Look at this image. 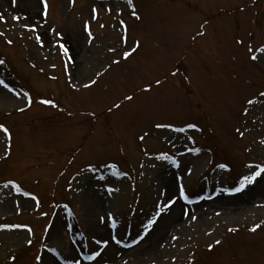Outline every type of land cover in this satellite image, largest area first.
<instances>
[{"label": "rangeland", "instance_id": "1", "mask_svg": "<svg viewBox=\"0 0 264 264\" xmlns=\"http://www.w3.org/2000/svg\"><path fill=\"white\" fill-rule=\"evenodd\" d=\"M49 4L45 22L39 0H0L4 17L0 59L6 61L0 65V79L16 92H28L33 101L23 113L18 112L27 99L0 86V124L11 133L9 140L0 130V158L10 147L8 158L0 159V223L27 224L35 233L33 246L28 247L23 242L25 229L0 231V264H34L50 220L57 227L64 225L52 233L53 238H63L65 243L75 240L83 254L97 247L92 234L102 239L115 234L122 244H130L155 214L158 190L170 185L175 194L177 176L183 177L189 198L196 203L178 200L139 245L125 248L110 240L102 255L115 258L120 251L129 264L153 260L156 264H264V178L240 193L219 191L236 186L249 171L248 163H264V145L258 143L264 139V98L256 96L264 91V64L250 62L246 49V45L255 48L264 43V0H133L141 21L131 15L126 0H76L74 6L69 0H49ZM93 5L99 9L96 20L91 18ZM108 7L111 12L106 11ZM13 16L21 19L13 20ZM85 21L93 33L91 44L83 30ZM23 24L37 25L36 32ZM50 28L63 37H56ZM201 31L205 35L199 36ZM36 33L44 40V48L37 44ZM124 34L127 44L120 39ZM237 38L244 44L237 45ZM136 40L141 42L140 49L124 60L123 51L130 50ZM57 41L70 46L78 66L72 81L82 85L95 78V85L71 87L65 71L68 57L54 46ZM113 59L120 64H112ZM96 72L102 75L96 77ZM156 79L164 83L158 87ZM146 84L152 85V91L142 93ZM134 93L133 101H123L124 95ZM249 98L257 103L245 116ZM40 99H51L58 107L40 104ZM114 102L122 107L109 112ZM155 121L177 128L196 123L198 129H156ZM236 128L246 130L243 138ZM143 131L150 135L141 142L137 136ZM161 152L175 158L179 168L157 160ZM111 163L129 175H111L105 167ZM224 163L228 169L217 167ZM89 165L94 171L88 170ZM188 168L193 170L191 175ZM8 180H15L22 192L37 196L39 208L30 196L5 189ZM106 185L120 191L109 196ZM14 200L20 202L19 214ZM182 207L194 210L198 220L190 224L181 215ZM109 211L116 227L99 226L97 216ZM40 212L49 215L40 216ZM255 224L261 227L250 231ZM171 235L179 240L171 241ZM216 240L221 244L216 245ZM11 255H16L15 262L9 260ZM81 264L94 262L82 260Z\"/></svg>", "mask_w": 264, "mask_h": 264}, {"label": "snow or ice", "instance_id": "2", "mask_svg": "<svg viewBox=\"0 0 264 264\" xmlns=\"http://www.w3.org/2000/svg\"><path fill=\"white\" fill-rule=\"evenodd\" d=\"M15 2V0H13ZM127 4L132 8L131 15L137 20L141 21L143 17L135 10V5L133 4V0H126ZM39 3L42 5V11L40 15L44 18L46 22V18L49 14V9H50V4L49 0H39ZM69 3L71 5H75L76 0H69ZM106 11L111 12L112 8L108 7ZM91 18L93 20H96L99 18V9L93 5L91 8ZM13 20H20V16H13ZM26 19V17H25ZM4 20V17L0 15V21ZM120 25L125 28V32L127 31L125 21L121 20ZM24 29L31 31V32H36L37 25L35 24H23L21 25ZM101 28L105 27V25L101 24ZM201 28H205V24H201ZM83 30L88 36V43L91 44L93 37V33L91 31V27L88 21H85L83 24ZM50 32H52L56 37H63V33L56 31L55 28H50ZM0 35H4L3 32H0ZM199 36L205 35L204 31H201L198 33ZM249 37H251L252 33H248ZM121 42L123 44H127L128 39L127 35L124 34L121 36ZM35 40L37 44L41 47H45V42L42 39L41 35L39 33H36L35 35ZM7 43L11 45L13 41L11 39L7 40ZM235 43L237 45H243L244 40L237 38L235 40ZM54 46H58L60 51L64 56L68 57L67 62L65 63V71L69 74V81L71 83V87L73 89H78L79 87H83L84 89H89L93 85L97 83V79L95 78H90L88 82L83 83L82 85L78 84L77 82L72 81V72H75L78 70V66L73 59L72 55L70 54V46L64 42L57 41ZM141 47V42L140 40H136L134 43V46L130 50H125L123 51L122 57L124 60L129 59L135 52H137ZM248 59L250 62L253 63H259V64H264V55L258 56L257 53L264 54V43H261L258 47H253L251 44L246 45ZM109 52H115V48H109ZM47 58V57H45ZM6 61L4 59H0V65H4ZM112 64L114 65H119L120 60L119 59H113L111 61ZM69 65H71V70H69ZM32 67H35L33 64ZM52 67H55V65H52ZM43 71V69H41ZM179 70L177 69L176 71L171 72L172 76H176L177 72ZM101 72H96L95 76L99 77L101 76ZM52 79H56V77H52ZM156 86H161L164 81L161 79H156L154 81ZM0 86H2L4 89H7L8 92H11L15 97L20 98L23 96L24 98L27 99L26 104L24 107H18L16 111L23 113L27 108L31 107L33 101L28 92H16L13 88H11L3 79H0ZM140 91L142 93H149L152 91V85L151 84H146L144 85ZM256 96L258 98H264V91H259ZM135 98V93L132 95H124L123 96V101L131 102ZM40 104L46 105V106H51V107H58V105L55 103V101L51 99H40L39 100ZM257 103L256 99H246L245 101V107L243 108V114L246 116L250 110L251 106ZM122 107L121 103H113L112 106L108 109L109 112H112L113 109H120ZM94 115V113H93ZM153 127L156 129H161V128H167V129H172L173 131L176 132H184L186 129H198V125L196 123H186L184 127H175L173 123H165V122H160V121H155L153 122ZM0 130H2L8 137V139H11V133L9 129L4 125L0 124ZM246 131V130H245ZM245 131H242L240 128H236L235 132L243 138L245 136ZM150 135L149 131H143L142 134H139L137 136V139L141 142L145 141L146 138ZM189 140L192 139V137H188ZM260 145H264V139H261L258 141ZM187 151L194 152V153H199L200 149L199 148H189L186 149ZM247 151H251V148L246 149ZM146 156L148 155L147 151L144 153ZM10 155V147L6 148L5 150V155L3 158L0 159H7L8 156ZM157 160L161 161H168L170 162L174 167L179 168V162L170 156L167 152H161L157 157ZM105 167L110 171L111 175L116 176V177H127L129 174L128 172H122L118 169V166L114 163L111 164H106ZM141 168L144 167L143 164L140 165ZM155 167V165H153ZM217 167L221 169H228V165L226 163L224 164H219ZM246 168L249 169V171L246 174H243L240 176L236 186L232 188H222L219 189V191L226 192L228 194H235V193H240L243 192L249 185H253L257 182L258 178H264V163H248L245 165ZM88 170L94 171L91 165L88 166ZM192 169L188 168L187 173L188 175L192 174ZM141 176L144 175L143 172L140 173ZM99 179L103 180L104 177L101 176ZM173 184L175 186V194L172 193V186L170 185H164L162 190H158V196H157V202L154 205V211L155 214L151 216L149 219H147V222L143 225L142 228V235H138L136 239H133L130 244H122V241L117 238L115 234L110 235L109 239H102V238H97L95 234H92V243L96 245L97 247L92 249L90 253L88 254H83L79 251L80 245L77 244L75 240L69 239L68 243L64 242L63 238L57 237L53 238L52 233H58L60 231V228H63L64 225L61 224L59 227L56 226L54 220H50L44 227V236L41 238L39 248L34 255V264H60V261H63V264H81V261H89V262H94V264H129V260L125 258L124 253L117 251L115 254V258H109L106 254L102 255V253H105V250L108 248L110 240L114 242L117 245H122L125 248H131L133 245H139L141 241L145 240V237L149 235V233L152 231L153 226L158 224V221L163 219L165 215H168L171 213V210L173 207L176 205L178 200L184 201L186 204H193L196 203V201H193L192 199L189 198V195L186 191V186L183 183V177L177 176L175 177ZM3 187L5 189H9V192L11 193L12 190L15 191V193L19 194L22 192L21 186L15 181V180H8ZM134 187V186H133ZM69 188L72 189V186L69 185ZM76 191H80L82 194H84L83 189H75ZM106 192L111 196L113 193H118L120 189L113 188L110 185L105 186ZM24 196H30L32 200L36 202V209L39 208L40 201L37 196L33 195L30 192L24 191L22 193ZM199 199H211L210 196H201ZM14 205V210L17 214H19L22 209L20 207V202L19 200H14L13 202ZM65 210L68 211L69 215H72L73 217L75 216V213L72 212L71 208L69 207L68 204H64L62 206ZM34 209V210H36ZM49 213L47 212H40V216H48ZM181 215L185 218H187L188 222L191 224L192 222H195L198 220V216L194 213L193 211H190L187 208L182 207ZM216 215H220L219 212L216 213ZM98 220V225L99 226H107V227H116V221L113 213L111 211L106 212L104 215H98L97 216ZM260 224H255L253 227L250 229V231L255 232L258 228H260ZM13 229H25L27 232V238L23 241L24 244H26L28 247H32L34 243V230L31 226L27 224H16V223H0V231H11ZM71 230V226H68L67 231ZM67 231L65 232V236H67ZM230 232L236 231L235 228H230ZM171 241H177L179 240V236L177 235H171L170 237ZM216 245L221 244L220 240L215 241ZM160 247H164L163 244L160 245ZM209 250L213 248V245L209 244L208 245ZM40 249L43 250V252L40 251ZM17 259L16 255H11L9 256V260L12 262H15ZM175 260V257L172 258ZM151 264H156L155 260L151 262Z\"/></svg>", "mask_w": 264, "mask_h": 264}, {"label": "bare ground", "instance_id": "3", "mask_svg": "<svg viewBox=\"0 0 264 264\" xmlns=\"http://www.w3.org/2000/svg\"><path fill=\"white\" fill-rule=\"evenodd\" d=\"M218 202V200H216Z\"/></svg>", "mask_w": 264, "mask_h": 264}]
</instances>
